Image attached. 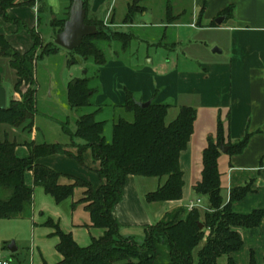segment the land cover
Segmentation results:
<instances>
[{
  "label": "trees",
  "instance_id": "16d2710c",
  "mask_svg": "<svg viewBox=\"0 0 264 264\" xmlns=\"http://www.w3.org/2000/svg\"><path fill=\"white\" fill-rule=\"evenodd\" d=\"M35 1L29 0L22 4L17 0H0V20L24 28L33 42L30 50L21 53L0 33V56L9 60V66L16 76L13 93L21 97V100L10 99L6 108L0 109V126L8 125L27 133L32 132L36 114L35 61L55 54L58 46L54 43L49 51L46 48L41 50L39 33L27 29L21 21L9 18L7 13L21 6L35 8ZM83 1L85 24L95 26L98 33L84 38L83 43L70 54L82 61L91 59L104 65L105 54L98 43L111 41L126 51L133 36L104 30L100 20L87 16L89 0ZM39 2L41 10L37 12L38 19L43 11L44 0ZM71 3L72 0L70 6ZM138 4L135 0L128 6L124 24H132L135 17L144 11ZM67 10L66 16L69 15L70 7ZM233 10L230 6L220 16L225 17L226 21L233 19ZM67 18L51 21L57 29L56 35L61 32ZM167 19H172L170 7H167ZM213 26L217 27V24L214 23ZM110 34L115 39H111ZM23 86L28 87L25 93L21 92ZM93 95L87 80H78L75 85H70L67 100L72 108H85L91 106ZM137 102L133 93L125 92V102L116 107L132 114L133 121L121 119L115 122L109 142L103 135L105 122L96 120L102 108L78 118L74 132L63 127L64 134L71 141L70 146L78 150L77 155L59 143L35 144L34 141H27L18 144L7 139L0 140V190L8 192L6 198H0V220L30 218L33 187H41L56 204L71 198L74 190L80 188L84 190L83 196L72 204V208L83 204L90 216L91 227L101 229L104 233L101 237L92 239L87 247H80L71 234L64 233L58 224L48 219L43 226L53 229L51 236L58 238L56 251L62 257L56 264H219L218 260L223 256L227 257L225 264H235L231 254L239 251L243 244L235 229L250 230L259 227L264 219V209L254 210L247 215L237 214L232 210L233 203L243 200L252 192L253 183L231 189L226 203L222 197L220 146L226 148L225 154L229 157L240 155L247 148L252 135L246 133L236 143L226 141L219 116L215 137L207 138V146L203 150L201 179L193 188L195 196L205 201L204 209L196 207L188 211L186 208H178L168 212L157 223L144 228L141 238L119 234L120 225L114 218L113 211L122 200L128 176L165 179L164 184L155 192L145 195L148 203L181 199L183 173L179 160L181 153L188 147L197 116L195 109L181 107L176 119L166 124L170 105L151 101L147 108H140ZM75 140H81L84 144L77 145ZM19 145L27 148L28 157H17L16 149ZM88 150L91 151L93 161L98 164L95 171L101 183L98 188L75 177H68L73 181L72 184L62 185L59 183L62 177L60 173L38 162L43 158L61 155L84 166L83 155ZM27 173L32 174V186L26 183ZM199 223L202 224V229L199 228ZM201 244L202 247L194 255ZM250 264H256L253 255L250 257Z\"/></svg>",
  "mask_w": 264,
  "mask_h": 264
},
{
  "label": "crops",
  "instance_id": "0c3cea01",
  "mask_svg": "<svg viewBox=\"0 0 264 264\" xmlns=\"http://www.w3.org/2000/svg\"><path fill=\"white\" fill-rule=\"evenodd\" d=\"M17 2L26 3L27 0H17ZM104 3L105 0H90L87 16L100 20L106 30L118 31L116 29L119 26L126 28L136 26V19L132 24H124L126 16L120 25L114 22L113 17L108 22V17L112 13L110 9L106 10L104 19L99 18L98 13ZM230 6L234 9L233 19L235 22L233 25L226 26L229 20H225L221 25L214 27L216 18L221 17V12ZM168 7L171 8L172 19H166L165 22L158 25L159 28H163L161 39H166L167 34L171 30L173 31L176 41L174 39V42L168 47H173L172 50H174L178 44L190 45L193 40L194 43H199L198 47L202 49H205L203 47L208 44L210 48H214L209 56L204 57V60L196 62L195 71L186 69L188 62L185 59L180 64L183 70L176 69L159 75L149 68L130 69L119 60L106 61L99 70L101 97L95 105L98 108L103 104V106L109 104L114 107L122 105L125 102V92L129 91L133 93L138 102L154 101L157 104L170 105L165 119L166 124L176 119L181 107H191L197 113L193 134L187 149L181 153L179 160L183 173L181 199L165 203H148L144 198L147 193L144 190L141 191L139 180L157 178L128 176L123 187L122 200L113 211V216L120 225L119 234L122 236L141 238L144 228L157 223L166 213L178 208H186L189 203L199 200L195 196L193 188L201 179L203 150L207 146V138L215 137L218 116L225 130L226 141L236 143L242 140L246 133L252 135L242 154L229 157L225 153H221L219 172L222 182V197L226 203L231 189L253 183L252 192L243 200L233 203L232 210L237 214L247 215L254 210L264 209V0H191L189 11L178 9L177 5ZM34 11L36 12L34 8L16 7L9 10L7 14L9 18L24 23L29 17L31 21L26 24H33L35 16L37 17V13L33 14ZM146 13L144 10L141 15H146ZM186 17L188 18L186 19ZM16 27L18 26L13 23L0 20V33L6 37L14 49L21 50L20 41L25 32L18 33ZM201 33H206L208 36H202L204 38L202 39L199 37ZM220 33H226L229 38L230 53L226 59L220 58L224 52L218 49L221 44L214 36ZM199 39L202 40L199 41ZM157 46L166 45L159 42ZM186 55L187 53L184 54V58ZM169 59V57L166 58L168 64L170 63ZM220 59H224V61ZM169 113L173 114V118L168 121ZM201 123L205 124L201 125ZM200 126L203 131L201 137L198 138L196 132L197 127L200 128ZM38 162L60 173L62 177L59 179V183L62 185L73 183L68 177L79 178L93 185L98 182L100 185L97 178H93L96 180L95 182L87 175L88 178L83 177V169L88 168L85 158L84 166L61 155L43 158ZM96 164L95 162L90 164L91 169H94ZM95 175L97 176L96 173ZM26 177V181H28L26 183L33 184L32 174L27 173ZM157 180L161 184L160 186L165 182V179ZM83 192V189L76 188L73 196L62 202L67 203L64 204L67 206H63V210H60L62 213L57 208L53 209L56 211L55 219L58 218V220L48 219L58 224L64 233L71 234L80 247H87L92 239L101 237L104 232L91 227L90 216L84 210V205L72 208V204L82 198ZM49 197L54 201L51 196ZM204 203L205 201L200 199L199 206L202 208ZM36 211L40 212V216H42L43 207L38 209L35 206L32 207L29 218L32 224V236H34L30 245L33 256L31 264H42V262L56 264L62 259L56 251L58 238L51 236L54 231L47 227L36 238L35 232L38 225L35 222ZM48 219L41 221L40 224L43 226ZM235 231L243 243L239 251L231 254L235 264H241L239 260L242 264H250L251 255L256 258V264H263L264 219L255 229L237 228ZM46 237L52 241L51 246L54 251H49V254L43 247L47 241ZM35 240H38V244L42 248L35 244ZM3 249L7 250V247L4 246ZM240 254L241 258L238 259ZM47 257L55 260L54 263L48 262Z\"/></svg>",
  "mask_w": 264,
  "mask_h": 264
},
{
  "label": "rangeland",
  "instance_id": "374dc122",
  "mask_svg": "<svg viewBox=\"0 0 264 264\" xmlns=\"http://www.w3.org/2000/svg\"><path fill=\"white\" fill-rule=\"evenodd\" d=\"M134 1L135 0H105L104 5L101 6L98 13L99 18L104 19L106 10L110 9L112 13L108 17V22H110L113 17L114 22L117 25H120V22L127 14L128 6L131 5ZM136 1L139 3L138 5L144 8V10L147 12L146 15H143L144 13L142 15L138 14L135 18L136 26L134 27L126 28L119 26L116 29L120 32L130 33L133 35L130 47L126 51H123L119 44H115L111 41L98 43L105 54L107 62L119 60L125 67H128L130 69L142 70L149 68L159 75L169 73L170 71L176 69L183 70L180 64L183 63L184 59L188 62L186 69L193 72V70L195 71L196 69V62L204 60V57L209 56V54L212 53V50L214 48H210L209 44L203 47L205 49H202L201 47H198L199 43H194L193 40H191L190 45H180L177 43L178 45L174 50H172L173 47H168L174 42L175 39L172 30L167 34L166 39H161L163 28H159L158 25L166 21L167 7H175V5H177L178 9H187L189 11L191 9V0ZM88 2L90 3V0ZM34 7L36 12L34 11L33 14L35 15L38 11L41 10L39 0L35 1ZM68 7H70V0H44L42 6L43 11L40 13V19H38L37 13V17L35 16L33 24H26V22L31 21L29 20V17L26 19L25 23L22 22L25 24L27 29L31 28L32 30L39 33L42 41L41 50L42 48H46L49 51L51 46L54 44V40L56 37L55 32L57 29L54 25H52L51 21L67 18L68 16H66V13H68ZM187 18L188 17H186V19ZM234 22L235 19L229 20L226 23V26L233 25ZM13 28L15 27L13 26ZM16 28L18 33H21L22 31L25 32V34L23 33L22 35L23 37L21 38V41L19 40L21 50L17 49V51L23 53L30 50L33 42L30 35L27 34V30H25L24 28L21 29V27ZM102 28L106 30L104 27ZM200 35L199 37H201L202 39H204L202 36H208L206 33H201ZM110 36L111 39H115L113 38L112 34H110ZM214 36L218 40V43L221 44L220 48L218 49L224 52V55H221L220 58L226 59L230 53L229 38L227 34L220 33L215 34ZM202 39H199V41H201ZM159 42L165 44L166 46H157ZM201 50L202 52H199ZM40 52L38 54H40ZM186 53V58H184V54ZM168 57L170 58L169 64L166 62V58ZM224 59L220 60L224 61ZM150 60H152V62H150ZM101 67L102 65L97 64L91 59L87 61L81 60L80 62L76 56L73 57L70 52L59 47L58 51L55 54L46 55L45 57L35 61L34 80L36 85V114L34 116V126L32 132L27 133L21 130L14 129L8 125H1L0 140L7 139L9 142H16L18 144H22L23 142L27 141H34L35 144L59 143L70 148V152H72V154L74 155H77L78 150L70 146L71 141L69 137L64 134L63 127H66L71 132H74L76 129V121L78 120V118L83 115L90 114L98 109V107L95 105L96 101L101 97V84L99 81V70L101 69ZM15 77V72L9 66V60L0 56V86L3 87L6 91L7 104L9 103L10 99L21 100L20 95L13 93ZM78 80H87L88 87L94 92V95L91 98L92 104L89 107L72 108L69 106L67 100L69 87L71 84H74ZM27 89V86H23L21 88V92L25 93ZM103 105L99 107L102 108V110L98 112L96 120L105 122L103 135L106 141L109 142L111 138L112 125L121 119L127 122H132L133 115L127 113L120 107H114L109 104H105V106ZM172 118L173 114L169 113L168 121ZM204 124L205 123H201V125ZM202 131L203 128L201 129V126L200 128L197 127L196 133L198 134V138L201 137ZM75 142L77 145L84 144V142H82L81 140H75ZM85 154L83 155V158H85V161L88 165L86 166L89 169H83L84 172L81 170L82 175L83 177L88 176L90 179H92V181L96 182V180L93 178L98 179V177L94 173L98 169V164L95 165L94 169H91L92 166H90V164L92 165V163L94 162L91 151L88 150ZM16 155L19 158H26L28 156L26 147L19 145L16 149ZM139 182L141 191L144 190L147 194L155 192L161 185L157 179H140ZM100 185L97 182V184L95 183L93 187L98 188ZM29 186H32L30 182ZM7 196L8 192H2L0 190V198H6ZM64 204L67 203L56 204L49 196L44 194L41 187H33L32 207L34 208L35 206L36 209H38L39 207H43L42 216H40V212L38 211H36L35 214V222L38 223V225L36 226L37 231L35 232L36 238L37 235L39 236L41 232L45 230V227H43L40 222L45 221L48 218L58 220V218L55 219L56 211L53 209L57 208L59 211L63 210V208L67 206ZM202 208L204 209V206H202ZM186 209L188 211H191L194 208L189 210L186 207ZM60 213L62 212L60 211ZM33 237L32 224L29 218H24L22 220H0V260L6 259L10 262V264H31V259L33 258V256L30 251V245L33 241ZM45 240L47 241L46 244H44L45 246L43 247H45V250L48 251L47 254H49V251L54 252L51 246L52 241L47 237L45 238ZM12 242H14L15 247L18 249V251L14 255L8 252V250L3 249L4 246L6 248ZM4 243H6L7 245H4ZM35 244L42 248V246L38 244V240H35ZM201 247L202 244L195 250L194 255ZM226 258L227 257L225 256L221 257L218 260V263L225 264ZM240 258L241 254L238 259ZM47 261L50 263H54L55 260L47 257ZM239 262L242 264L241 260H239Z\"/></svg>",
  "mask_w": 264,
  "mask_h": 264
},
{
  "label": "water",
  "instance_id": "95a60500",
  "mask_svg": "<svg viewBox=\"0 0 264 264\" xmlns=\"http://www.w3.org/2000/svg\"><path fill=\"white\" fill-rule=\"evenodd\" d=\"M86 11L84 8L83 0H72L69 15L67 20L64 22L63 28L60 33L55 37L54 43L59 48H63L68 52H71L78 48L82 43L84 38L93 36L98 33L95 26L85 24ZM226 20L225 17H218L215 20V24L221 25ZM217 52V50H214ZM220 53V51H218ZM81 62V59L77 57ZM76 83V82H75ZM74 83V85H75ZM151 102L142 103L137 102L140 108H147ZM7 106L6 91L0 86V109L4 110ZM220 152L226 153V148L222 145L220 146ZM199 228L202 229V224L199 223ZM7 250L14 254L17 251L14 242L7 246Z\"/></svg>",
  "mask_w": 264,
  "mask_h": 264
},
{
  "label": "built area",
  "instance_id": "2783aa9c",
  "mask_svg": "<svg viewBox=\"0 0 264 264\" xmlns=\"http://www.w3.org/2000/svg\"><path fill=\"white\" fill-rule=\"evenodd\" d=\"M200 205V200H197L195 203H189V205L187 206V208L189 210L195 208V207H198ZM0 264H10L9 261L7 260H0Z\"/></svg>",
  "mask_w": 264,
  "mask_h": 264
}]
</instances>
